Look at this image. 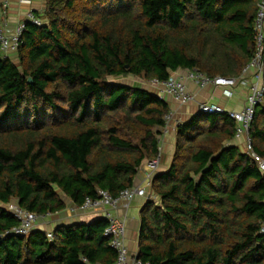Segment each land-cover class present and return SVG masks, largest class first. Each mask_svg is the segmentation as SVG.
<instances>
[{
  "label": "trees",
  "instance_id": "16d2710c",
  "mask_svg": "<svg viewBox=\"0 0 264 264\" xmlns=\"http://www.w3.org/2000/svg\"><path fill=\"white\" fill-rule=\"evenodd\" d=\"M258 0H45L14 62L0 50V264H114L106 220L12 231L15 201L36 216L98 190L118 197L158 154L169 104L109 77L164 81L176 70L237 78L255 50ZM264 64V55H263ZM32 82L28 83L27 79ZM264 84V65H263ZM127 126L133 137L120 131ZM166 171L139 212L136 257L150 264H264V176L231 142L227 112L175 127ZM264 158V92L248 129Z\"/></svg>",
  "mask_w": 264,
  "mask_h": 264
},
{
  "label": "built area",
  "instance_id": "2783aa9c",
  "mask_svg": "<svg viewBox=\"0 0 264 264\" xmlns=\"http://www.w3.org/2000/svg\"><path fill=\"white\" fill-rule=\"evenodd\" d=\"M7 3H3V12ZM28 21L32 24L40 25L41 21L37 19L32 11H28L23 21L18 23L13 32L7 34L0 29V50L3 53L8 51H16L19 44V37L24 30V22ZM255 31V50L250 61L245 65L241 71V75L237 78L230 77H208L197 69L176 70L170 74L168 79L164 81H157L150 79L147 83L148 89L155 90L153 93L161 100L167 102L171 99L173 102L181 105L195 101V97L186 86L187 82L196 84L198 87L213 86L221 89V94L226 98H231L234 95V88L237 84L244 85L247 88L245 103L241 110H228V116L237 122V130L235 136L244 135V151L247 152L257 163V166L264 176V158L259 157L251 146V139L248 136V129L253 118L254 109L256 105L262 102L264 84H263V55H264V0H258L257 12L254 18ZM197 110L206 113H222L225 112L220 106L211 102H198ZM170 112L165 119L164 128H166ZM166 131V129H165ZM160 145L158 144L157 157L146 163L144 168L138 170L136 177H140V182L134 184L132 187L124 189L120 192L118 197H112L106 190H98V198L95 200L86 199L83 205L74 206L71 210L85 211L93 209L100 212L107 224L104 230V235L109 238V245L116 251L117 257L114 264H150L143 262L131 254L125 244V223L124 218L114 214L118 208H127L129 203L136 197L151 198L153 195L147 193L150 189L151 179L156 173L159 158ZM141 170V171H140ZM143 183L145 185H143ZM264 203V199H263ZM4 207L19 221V225L12 229V231L19 235H27L35 228V223L39 218L50 216H36L19 207L17 202L11 201L4 205ZM48 238H52V234L48 232ZM90 264V263H87Z\"/></svg>",
  "mask_w": 264,
  "mask_h": 264
},
{
  "label": "crops",
  "instance_id": "0c3cea01",
  "mask_svg": "<svg viewBox=\"0 0 264 264\" xmlns=\"http://www.w3.org/2000/svg\"><path fill=\"white\" fill-rule=\"evenodd\" d=\"M7 3L5 13L3 12V3ZM45 0H0V29L7 34L13 32L18 23L23 21L25 14L28 11H35L38 14L43 12L45 6ZM14 62H16V51H8L4 53ZM186 86L190 92L193 93L195 101L184 105H176L171 99H167L169 104L170 113H174L173 116L178 118L179 122L187 121L197 110V103L208 101L220 106L224 111L235 110L239 111L243 108L245 103V97L247 88L244 85L237 84L234 88V95L231 98H226L221 94L219 87L205 86L198 87L196 84L187 82ZM175 125L172 129L169 128L168 133L161 134L158 138V144L160 145V158L157 172L166 171L170 165L175 145ZM240 149V145L243 147L240 149L244 151L245 138L244 135L235 136L231 142ZM145 166V164H143ZM144 168V167H143ZM141 173L139 172V175ZM135 182H140V177H135ZM149 191V189H148ZM149 194L152 195L151 192ZM152 198V197H151ZM154 200V197L152 198ZM146 197H136L129 203L127 208H118L114 211V214L124 218L125 223V244L131 254H137L138 233L140 229L139 212L142 205L146 202ZM158 201V198L156 202ZM74 207L67 202L65 210L55 213L53 215L39 218L35 224L36 229H41L46 232L52 231V229L59 224L87 222L95 217L100 216V212L90 213L85 211L73 212L71 208ZM89 210V209H88ZM81 212V213H80ZM83 212V213H82ZM45 221H41L43 219ZM39 221V222H38Z\"/></svg>",
  "mask_w": 264,
  "mask_h": 264
},
{
  "label": "rangeland",
  "instance_id": "374dc122",
  "mask_svg": "<svg viewBox=\"0 0 264 264\" xmlns=\"http://www.w3.org/2000/svg\"><path fill=\"white\" fill-rule=\"evenodd\" d=\"M150 79H148V78H145V77H143V76H132V75H126V76H119V77H109L108 78V81L109 82H111V83H125V84H128V85H132V86H140V87H143V88H146L148 91H150V92H154L153 90H150V89H148V85H147V83H148V81H149ZM174 103L176 104V105H181V104H179V103H176L175 101H174ZM173 112L172 113H170V118H169V120H168V123H167V126H166V128H164V127H155V128H153V130L156 132V137H157V140H158V138L161 136V134H166V133H168V131H169V128H171V126H172V129L174 128V124H177L180 120L178 119V118H175L174 116H173ZM175 127H176V125H175ZM165 129H166V131H165ZM176 129V128H175ZM120 131L121 132H123L124 134H127L128 136L130 135V136H132L133 137V131L132 130H130L129 128H127V126H121L120 127ZM240 147V149H242L243 147L240 145L239 146ZM150 160H144L143 161V163H142V166H141V168L140 169H142L144 166H143V164H145L146 165V163L147 162H149ZM141 171V170H140ZM139 176V175H138ZM143 185H145L144 183H143ZM150 192V189H149V191L147 190V193H149ZM154 197V200L156 201L157 200V197L156 196H153ZM152 197V198H153ZM14 201V200H13ZM72 211V210H71ZM79 210H73V212L75 213V212H78ZM81 211V210H80ZM85 212H90V213H97V211H95V210H93V209H89V210H85ZM81 213V212H80ZM83 213V212H82ZM50 217V216H49ZM46 219H48V218H46ZM45 218L43 219V220H41V221H45L46 220ZM39 222V221H38ZM36 225H37V223H35Z\"/></svg>",
  "mask_w": 264,
  "mask_h": 264
},
{
  "label": "water",
  "instance_id": "95a60500",
  "mask_svg": "<svg viewBox=\"0 0 264 264\" xmlns=\"http://www.w3.org/2000/svg\"><path fill=\"white\" fill-rule=\"evenodd\" d=\"M27 81H28V83H31L32 82V79L31 78H28Z\"/></svg>",
  "mask_w": 264,
  "mask_h": 264
}]
</instances>
